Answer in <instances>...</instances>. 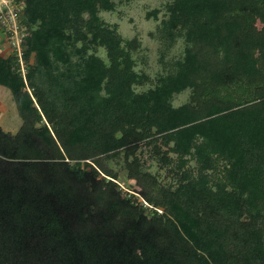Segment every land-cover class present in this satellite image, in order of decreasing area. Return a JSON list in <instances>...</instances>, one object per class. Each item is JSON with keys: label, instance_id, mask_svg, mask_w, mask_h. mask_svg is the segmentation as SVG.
Wrapping results in <instances>:
<instances>
[{"label": "trees", "instance_id": "1", "mask_svg": "<svg viewBox=\"0 0 264 264\" xmlns=\"http://www.w3.org/2000/svg\"><path fill=\"white\" fill-rule=\"evenodd\" d=\"M24 1L26 79L0 54L22 120L0 127V264H264V0L166 3L154 78L102 18L115 0Z\"/></svg>", "mask_w": 264, "mask_h": 264}, {"label": "rangeland", "instance_id": "2", "mask_svg": "<svg viewBox=\"0 0 264 264\" xmlns=\"http://www.w3.org/2000/svg\"><path fill=\"white\" fill-rule=\"evenodd\" d=\"M117 7L112 12L101 13L105 22L117 27V31L125 40L137 38L141 43V48L136 52L135 58L138 66L137 70L148 73L154 78L161 71L162 65L160 59V44L150 36L156 31L160 21L165 17V4L171 0H115ZM155 9H161L158 14V19L149 16V13ZM262 24H259L261 26ZM183 45L180 43L175 46L171 54L174 56L180 55ZM100 55L105 57V53L101 50ZM148 85L138 88L139 91L146 90ZM188 92H183L176 96L174 105L179 106L188 101ZM22 120L18 114L16 104L14 102L11 91L0 85V127L12 134L17 133ZM145 166L152 172L157 173L160 180L167 182L168 167H161L157 161L151 156V151L144 147L140 154ZM193 164V163H192ZM115 167L119 174V186L127 193L128 189L138 190L133 182L127 180L125 171L122 166L115 163L111 164Z\"/></svg>", "mask_w": 264, "mask_h": 264}, {"label": "built area", "instance_id": "3", "mask_svg": "<svg viewBox=\"0 0 264 264\" xmlns=\"http://www.w3.org/2000/svg\"><path fill=\"white\" fill-rule=\"evenodd\" d=\"M24 10V0H0V54L3 57L17 55L18 71L26 79L27 64L23 59V44L29 32Z\"/></svg>", "mask_w": 264, "mask_h": 264}]
</instances>
